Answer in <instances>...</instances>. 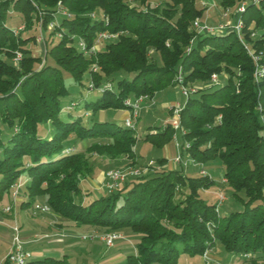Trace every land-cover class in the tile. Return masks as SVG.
Segmentation results:
<instances>
[{
  "label": "trees",
  "instance_id": "trees-1",
  "mask_svg": "<svg viewBox=\"0 0 264 264\" xmlns=\"http://www.w3.org/2000/svg\"><path fill=\"white\" fill-rule=\"evenodd\" d=\"M202 1L199 7L197 0H0V202L26 176L21 207L41 199L77 224L132 229L139 234L136 251L121 264H179L181 251L202 256L218 242L252 264L263 263L264 75L256 79V63L235 30L198 32L193 21H205ZM242 1L218 0L233 14ZM247 1L241 14L243 37L264 63V0ZM59 2L71 17L57 13ZM11 10L22 14L24 29L15 31L7 23ZM31 30L43 36L44 55L28 46L36 40ZM104 30L116 37L85 53L79 42L85 40L91 48ZM18 52L22 56L15 61ZM180 70L184 83L200 84L181 111L186 128L182 147L189 144L182 153L202 164L222 160L226 184L234 194L244 191L247 196L241 198L244 210L220 214L218 202L201 197V189L217 181L200 170L199 175L185 172L190 160L170 168L165 158L115 190L82 203L80 183L94 168L86 153L135 156L139 139L130 126L88 124L82 115L63 119L62 98L70 93L65 73L82 85L88 75L97 90L112 83L85 103L96 110L125 107V98L154 97L177 84ZM213 73L219 83L211 82ZM73 103L80 102H72L69 115ZM47 122H52L53 132L41 135L40 126ZM3 125L9 127L6 139ZM173 131L168 122L160 133H147L144 139L164 142ZM71 134L93 141L84 151L69 150L65 141ZM179 193L185 196L177 199ZM65 256H44L27 264H71ZM0 264L12 263L6 257Z\"/></svg>",
  "mask_w": 264,
  "mask_h": 264
},
{
  "label": "rangeland",
  "instance_id": "rangeland-1",
  "mask_svg": "<svg viewBox=\"0 0 264 264\" xmlns=\"http://www.w3.org/2000/svg\"><path fill=\"white\" fill-rule=\"evenodd\" d=\"M208 3L204 5L207 7V12L205 15V23L209 25L211 33H219L222 31H236L237 25V14H233V12L229 15V17L224 18V13L228 8H223L219 5L218 0H206ZM197 4L199 7H202L201 0H197ZM233 8V6H232ZM231 9V7H230ZM232 11V9H231ZM196 19V18H195ZM194 19V20H195ZM23 16L20 13L13 12L12 10L8 12L7 23L15 28V31H20L24 29ZM212 25V26H211ZM31 30L29 33H32ZM110 32V31H109ZM111 33V32H110ZM200 33H204L200 31ZM208 33V32H206ZM210 33V32H209ZM36 35V40L34 43L32 41L31 44L29 42L28 46L31 47L37 54L44 55L46 51V47L44 45L43 36L39 34L37 31L33 32ZM114 34V33H113ZM238 38L241 41V44L247 50V52L253 57L252 52L248 51L245 44L248 42L244 39L243 34L239 35L236 32ZM115 38V37H113ZM111 38V39H113ZM111 39H103L95 41L96 48L101 47V42L111 40ZM87 44V43H86ZM188 49L186 48V51ZM249 50H251L249 48ZM260 52H264V50H260ZM264 54V53H263ZM21 52H18L14 57L15 61H18L21 58ZM254 59V58H253ZM264 59V57H263ZM257 66V65H256ZM255 66V67H256ZM94 72L97 71L94 68ZM256 71V69H255ZM255 74V72H254ZM85 84H79L75 82L74 78L65 73V83L70 90V93L62 98V106L63 110L60 113V116L63 119H71L76 116H83L84 122L91 124L93 122H114L117 125H121L123 127H127L126 119L131 118L133 124V132L137 137L138 142L134 148L135 156H118V157H110L104 155H98L95 153L87 152V157L91 160V164H94V168L92 173H88L86 177H84L80 183L82 187V195L78 197V199L84 203L88 204L90 200L99 197L101 195L107 194L105 187V176L109 170L119 169L124 170L126 168H140L144 173L152 169L153 165L158 164L159 159L165 158L166 166L170 168H180V164L175 163L176 157L182 153V144L184 142V138L181 136L183 133H186V128L183 129L180 123L179 128H175L173 126L172 119L173 114L177 107L175 106L177 103H185L187 97H185L177 84H173V86L167 87L165 89L158 90L155 96H150L146 102L142 103L143 108L140 110V113L135 116V108L130 105H126L125 101L128 98H125L123 104L125 107H107L102 108L99 107L96 110L93 107H86L85 103L94 101L98 97L101 96V92L97 90V87L90 88V78L87 75L84 79ZM190 84V83H189ZM194 87L199 86V82L191 83ZM190 84V86H191ZM187 85V83H186ZM202 85V84H201ZM105 86V87H104ZM103 87L106 89L112 88V83H107ZM197 90V89H196ZM146 95V94H144ZM142 96V95H141ZM138 96L137 98H140ZM131 99V98H130ZM132 101L134 99H131ZM80 102L75 108L72 110L71 115L67 112V109H70L72 102ZM155 102V103H153ZM152 104L153 106H149L148 104ZM184 108V107H183ZM182 108V110H183ZM181 110V111H182ZM181 114V113H180ZM181 117V115H180ZM168 122L171 123L173 131V136L164 142L155 141V140H145L144 137L147 133L157 135L166 128ZM3 134L2 138L6 139L8 137V129L6 125L2 126ZM181 129V133H180ZM183 129V130H182ZM52 134L53 125L52 122L42 123L40 126V134H44L45 132ZM185 131V132H184ZM93 139L82 140L78 138L75 134H71L67 140L65 141L68 149L72 150H82L84 151L89 144H91ZM178 143V145H177ZM68 151V150H66ZM187 157V156H186ZM152 161V162H151ZM133 162V163H132ZM184 162V161H183ZM182 162V163H183ZM191 164L185 167V172L192 173L195 175H199L198 171L200 170V166ZM204 168L207 170L208 174L211 175L217 181V184L210 189H201V197L209 202H218L220 198V194L224 193L227 196L226 200L220 205L219 211L222 215H228L233 211H243L245 208L244 200L247 199V196L244 191H239L237 194H234V190L229 187L226 183L223 182L222 179L224 177L225 167L220 159L210 160L206 162ZM27 182L26 176H21L13 185L12 192L6 199H3L0 202V210L3 211L4 207L14 204L13 206L17 207L22 216L28 217L26 220L28 222L34 223V221L45 217L48 213L34 214V206L38 203H46L40 199L39 202L35 203L33 206L29 207H21V201L24 199V195L22 193V189ZM185 194L179 193L177 199L184 197ZM244 200H242V199ZM6 200V201H4ZM12 206V207H13ZM4 212V211H3ZM11 212H14V208H12ZM7 212V213H11ZM51 216V215H50ZM35 217V218H34ZM67 221H75L64 218ZM25 218H23L24 220ZM7 223V222H6ZM46 223V222H44ZM44 223H42L44 225ZM77 224V223H76ZM10 225H20L17 222L5 224L3 221H0V257L9 247V243L13 242V230ZM78 225H90V227H94L93 231H88L87 228H81L79 231H74L75 227H69L68 232H75L79 237L71 238V237H57L54 230L49 231H39L40 233L35 237L37 240L32 244L25 247L29 249L33 254V259L41 258V256H54L56 258L65 257L71 262V264H121L126 260L128 254L134 253L136 251V243L139 239V234L134 232L130 228H122L118 230L123 234L121 238H118L112 246H108L105 244V241L99 237L105 232H109L106 230V227L103 226H94L91 224H78ZM33 227V226H31ZM89 229V228H88ZM21 231V228H20ZM48 232V237H45V233ZM23 234V233H22ZM20 233L21 239L23 240V236ZM62 236L61 234H59ZM75 235V236H76ZM96 235V236H94ZM80 241L89 243L88 248H83L80 246ZM12 247V246H11ZM44 249H48L45 253ZM209 257H211V261H205L203 255H190L187 252H180L178 263L179 264H252V260L244 258L239 253H231L229 252L225 246L218 242L216 246L209 247ZM10 252V251H9ZM8 252V253H9ZM43 254V255H42ZM8 255V254H7ZM246 256V255H245ZM261 264H264L261 263Z\"/></svg>",
  "mask_w": 264,
  "mask_h": 264
},
{
  "label": "built area",
  "instance_id": "built-area-1",
  "mask_svg": "<svg viewBox=\"0 0 264 264\" xmlns=\"http://www.w3.org/2000/svg\"><path fill=\"white\" fill-rule=\"evenodd\" d=\"M252 1L259 2L260 0H252ZM202 3H203V5H206L208 3V1L203 0ZM247 3H248L247 0L242 1L240 3V5L238 6L237 11H236V14H237L236 32L239 35L243 34V23H242L241 14L245 10ZM57 13H63L64 15H67L68 17H71V13L60 2H59V5H58ZM231 13H232L231 9L228 8L226 10V12L224 13V18L229 17V15ZM55 25H56V22L52 21L51 22V26H55ZM193 26L198 30V32L202 31V32H208V33L210 32L211 33L212 30H210V28H213V27H210L209 25H207L205 22H203L198 17L193 21ZM213 29H215V28H213ZM113 37H116V34L110 33L108 30L101 31L98 34V40L99 41L103 40V39H106V38L110 39V38H113ZM79 43H80V45L82 47V50H84L85 53H90V52H92V51L97 49L96 45H95L96 43L93 44L91 48H89L87 46L85 40H81ZM245 45H246V48L248 49V51L252 52L254 61H255L256 65H257L256 66V71H255V77H256V79H260L264 75V63L261 61L262 57H261L260 54H258L254 50H252V48H250L248 44H245ZM249 48L251 50H249ZM188 50H190V47H188ZM17 59H20V58H17ZM94 68H95V70H97L98 66L95 64ZM211 79H212V81H211L212 83H215V84L219 83V78H218V74L217 73H213ZM175 80H176V82H177V84H178V86L180 88V91L187 98L189 97V95L193 91H196V89H197V87L190 86L189 84L186 85V83H184V80H183V77H182V74H181V70L179 71V73H178V75H177ZM89 87L90 88L96 87L95 83L90 81ZM104 87H99V89L102 91V90L105 89ZM149 98H150V96L147 95V94L146 95H142L140 98H136L133 101L130 98H128V100L125 101V104L126 105L127 104L130 105L132 108L134 107L135 108L134 109L135 110V116H137L140 113V110L143 108L142 103L144 101L146 102V100H148ZM153 103H155V102H153ZM74 104L75 103H73V105ZM152 104L149 103L148 105L152 106ZM175 106L177 107V109L175 111V114H173L172 119H170V122L172 121L173 126L175 128H179L180 127V123H181V120H180V115L181 114L180 113H181L182 108L184 107V103L179 102ZM131 118L126 119V123H127L128 126L133 127V124H132V120L133 119H131ZM177 145H178V143H177ZM188 146H189V144L186 142V144L182 148L186 149ZM188 161L190 163L192 162V164L195 163L196 165L200 166L201 167L200 168V172L202 174H205V175L208 174L207 170L204 168L202 163L194 162L193 159L185 157L183 155V153L179 154L176 157L174 162L175 163H182L183 162V163L187 164ZM144 172H143L142 169L135 168V167L134 168H126L124 170H119V169L109 170L106 173V176H105V187H106V189L108 191H113L116 188H118L123 182H125V180L127 178H129L131 176H134V175L142 174ZM222 181L223 182H227L228 180H227L226 177H223ZM226 198H227V196L224 195V193L220 194V198H219V201L217 203V210L219 209L220 205L226 200ZM12 208H13L12 205H9L7 207H4L3 211L4 212H11ZM33 210H34V214L37 215V214H41V213L51 212V207H50V205L48 203H38V204H36L34 206ZM10 227L13 230V242H12L11 250L8 253L7 257L9 258V260H10V262L12 264H27L30 260L33 259V254H32V252L29 249H27L25 247V245H24L25 241H23L21 239L20 227L18 225H15V226L10 225ZM94 236H96V235H94ZM122 236H123V234L120 233L119 231H109V232L103 233L102 235H99V237H101L105 241V244L108 245V246H112L114 244V242L118 238H121ZM203 257L205 258V261H207V262L211 261V257H209L208 248L206 249Z\"/></svg>",
  "mask_w": 264,
  "mask_h": 264
},
{
  "label": "crops",
  "instance_id": "crops-1",
  "mask_svg": "<svg viewBox=\"0 0 264 264\" xmlns=\"http://www.w3.org/2000/svg\"><path fill=\"white\" fill-rule=\"evenodd\" d=\"M6 198L7 197H5V199ZM4 201H6V200H4ZM13 205L14 204H12V206ZM13 208H14V212H11V213L3 212L2 210H0V221H3V223H5L6 225L10 224V223L17 222L20 225L21 234L23 233L22 234L23 241H25L26 246L32 244L34 241L37 240L35 237H37V235L40 233L39 231L43 232V231L54 230V231H56L55 234L57 237H61V238H63V237H71V238L75 237V238H77L79 236L76 235L75 232H68V231H70L69 227H71V226L75 227L74 231H79V230H81V228H87L88 231L94 230V227H92V226L90 227V225H78L72 221H67V220L63 219L62 216H60L59 214H57L55 212H51L50 214H48V216L46 215L45 217H42L41 219L34 221V223L28 222L26 220L28 217L22 216L21 213H19L20 210L17 207L13 206ZM23 218H25V219L23 220ZM44 222H46V223H44ZM42 223H44V225ZM31 226H33V227H31ZM47 234H48V232H46L44 234L45 237H48ZM59 234H61L62 236H60ZM11 246H12V241L9 243L8 249L6 250L5 253H3L1 255L0 259H4L7 257L8 252L11 250ZM80 246L83 248H88L89 243L80 241ZM47 251H48V249H44V252L41 251L40 253H44V255H46L45 253H49ZM42 257L43 256H41V258Z\"/></svg>",
  "mask_w": 264,
  "mask_h": 264
}]
</instances>
